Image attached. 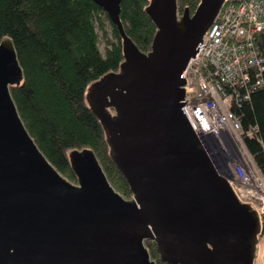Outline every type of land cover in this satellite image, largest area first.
I'll list each match as a JSON object with an SVG mask.
<instances>
[{
	"label": "water",
	"instance_id": "obj_1",
	"mask_svg": "<svg viewBox=\"0 0 264 264\" xmlns=\"http://www.w3.org/2000/svg\"><path fill=\"white\" fill-rule=\"evenodd\" d=\"M123 1L94 0L125 60L91 86L89 101L131 200L90 150L71 153L77 184L50 163L10 92L24 79L13 41L0 43V264H156L148 240L164 264H254L263 223L217 174L183 107L185 71L225 0H200L180 20L176 0H154L148 54L125 32Z\"/></svg>",
	"mask_w": 264,
	"mask_h": 264
},
{
	"label": "trees",
	"instance_id": "obj_2",
	"mask_svg": "<svg viewBox=\"0 0 264 264\" xmlns=\"http://www.w3.org/2000/svg\"><path fill=\"white\" fill-rule=\"evenodd\" d=\"M176 1L179 20L186 10L193 15L200 3ZM154 4V0L121 4L125 32L143 54L152 50L158 31L147 13ZM107 23L112 40L103 54L99 31L107 35ZM5 38L13 41L24 72V79L10 92L41 152L72 183L78 179L71 153L94 152L113 188L131 199L129 185L112 161L108 132L89 101L91 86L120 72L125 60L123 39L108 15L94 0H0V43ZM260 48L264 56V37ZM239 116L245 130L258 127L257 137L246 138V145L264 172V87L243 104ZM263 235L264 223L258 238ZM145 246L156 264H164L155 242L148 240Z\"/></svg>",
	"mask_w": 264,
	"mask_h": 264
},
{
	"label": "built area",
	"instance_id": "obj_3",
	"mask_svg": "<svg viewBox=\"0 0 264 264\" xmlns=\"http://www.w3.org/2000/svg\"><path fill=\"white\" fill-rule=\"evenodd\" d=\"M264 0H225L185 71L187 118L220 177L264 222V172L246 145L239 109L264 87ZM215 156H214V154Z\"/></svg>",
	"mask_w": 264,
	"mask_h": 264
},
{
	"label": "rangeland",
	"instance_id": "obj_4",
	"mask_svg": "<svg viewBox=\"0 0 264 264\" xmlns=\"http://www.w3.org/2000/svg\"><path fill=\"white\" fill-rule=\"evenodd\" d=\"M105 30H106L107 35H105L102 31H99V34H100L99 47H100V50L103 54L106 52V49L108 46V44H107L108 39L112 40V30H111V27L108 23L106 24ZM74 184H76V183H74ZM131 199H129V200H131ZM259 240H260V244L258 247V253H257L258 257H257L256 264H264V244H262L264 242V235Z\"/></svg>",
	"mask_w": 264,
	"mask_h": 264
},
{
	"label": "bare ground",
	"instance_id": "obj_5",
	"mask_svg": "<svg viewBox=\"0 0 264 264\" xmlns=\"http://www.w3.org/2000/svg\"><path fill=\"white\" fill-rule=\"evenodd\" d=\"M212 153H213V152H212ZM213 154H214V153H213ZM214 156H215V154H214ZM208 157H209V159H211L210 156H208ZM210 161H211V160H210ZM211 163H212V162H211ZM257 257H258V255H257Z\"/></svg>",
	"mask_w": 264,
	"mask_h": 264
},
{
	"label": "flooded vegetation",
	"instance_id": "obj_6",
	"mask_svg": "<svg viewBox=\"0 0 264 264\" xmlns=\"http://www.w3.org/2000/svg\"><path fill=\"white\" fill-rule=\"evenodd\" d=\"M77 184V183H76Z\"/></svg>",
	"mask_w": 264,
	"mask_h": 264
}]
</instances>
